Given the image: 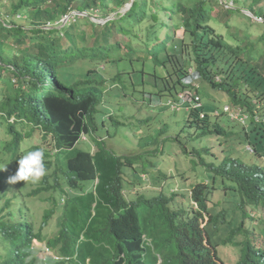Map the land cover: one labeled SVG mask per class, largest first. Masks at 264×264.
Wrapping results in <instances>:
<instances>
[{
	"label": "trees",
	"instance_id": "obj_1",
	"mask_svg": "<svg viewBox=\"0 0 264 264\" xmlns=\"http://www.w3.org/2000/svg\"><path fill=\"white\" fill-rule=\"evenodd\" d=\"M247 1L251 2L249 11L255 15V22L261 18L264 23V0ZM205 2L165 0L164 5L155 0H0V132L9 136L0 140V166L9 160L17 163L21 143L34 130L41 132L42 139L51 140L49 148H29L44 152L46 174L39 180L16 182L10 194V183H6L10 172L0 171V264H54L46 257L44 245L49 251L59 247L63 255L74 252L70 229L61 228L66 199L58 200L56 194L58 190L79 189L84 181L94 182L86 187V196L90 205L98 198L107 208L102 232L115 243L114 247L108 240L106 246H86L93 250L88 253L92 264H155V254L161 256V264H223L217 255L220 245L239 248L237 264H264V218L258 228L260 245H256L253 228L247 225L252 219L248 208L264 209V124H253L247 130L243 127L242 135L236 138L250 145L253 160L234 155L224 138L220 143L226 154L218 159L207 145L191 146L193 137L185 128L194 126L196 139L214 133L223 137L229 132L217 121L211 126L205 105L185 114L181 129L170 138L181 150L174 148L171 155L183 153L188 165L194 167L191 171L200 168L209 184L193 185L189 197L181 196V204H176L172 187L170 194L163 189L151 196L139 193L146 189L140 190L143 183L133 178L134 164L141 166L135 160L140 155L116 156L104 143L92 150L76 148L82 140H96L101 105L134 98L135 92L143 94V100L135 99L143 107L160 105L163 96L175 98L183 91L181 75L187 67L199 71L212 89L223 91L232 103L247 107L251 113H264V29L256 37H252L256 31L234 33L229 38L241 43L228 42L211 25L214 9ZM166 9L168 20L162 15ZM95 11L102 17L115 16L99 24L91 19ZM68 16L74 21L64 22ZM80 24L93 27L91 45L85 44L87 38L78 28ZM164 28L166 37L161 35ZM178 28L183 30L179 38ZM120 34L125 37L119 39ZM64 38L69 45L63 46ZM76 62L84 65L77 67ZM100 63L115 68V73L104 79L88 67ZM147 76L153 82L151 89L144 88ZM216 76H220L219 81ZM125 109L129 112L127 105ZM201 111L204 119L199 117ZM167 127L165 124L160 131ZM123 167L128 169L122 172ZM185 175L181 178L186 182L189 176ZM168 177L173 176L158 170L148 174V182L158 185ZM125 186L134 188L129 199L124 195ZM220 187L222 208L216 212L209 205L213 191ZM46 193L50 195L45 197ZM36 197L51 202L42 215L40 229L26 202ZM190 200L196 208L188 204ZM50 219L59 229L53 238L42 231ZM147 240L153 242L154 251L145 248ZM109 253L112 255L107 257ZM61 263L68 264L69 260Z\"/></svg>",
	"mask_w": 264,
	"mask_h": 264
},
{
	"label": "rangeland",
	"instance_id": "obj_2",
	"mask_svg": "<svg viewBox=\"0 0 264 264\" xmlns=\"http://www.w3.org/2000/svg\"><path fill=\"white\" fill-rule=\"evenodd\" d=\"M156 2L164 3L165 0H155ZM183 1V0H182ZM260 1V0H259ZM112 2V1H111ZM250 1L244 2V0H206L204 3L205 6L209 7L213 6L211 14L213 16V20H211V25L218 28L226 41L232 42L234 44H240L241 42H237L238 39L229 38L234 33L237 32H248L253 33L256 31L257 33L252 34V37H256L260 35V32L264 29L263 19L259 18V22H255V15L252 14L249 10L251 8ZM225 4L229 7H225ZM165 5V3H164ZM231 7V8H230ZM127 8L123 9L124 11L128 10ZM80 13V12H78ZM86 14V13H85ZM168 10L162 11V15H164V19L168 20ZM110 17L115 16V13L109 15ZM107 17H102L98 11H95L94 14L91 15V19L96 21L99 24H103L104 20ZM73 17V16H72ZM67 18L72 19L73 18ZM179 16H176L172 20H177ZM171 22V23H172ZM78 28L85 32V37L87 38V42L85 44L91 45L93 42V38L91 36L92 26L90 25H79ZM78 29V30H79ZM242 30V31H239ZM183 30L178 28L176 30V37L179 38L182 36ZM168 34L167 28L162 30V37H166ZM242 35V34H240ZM119 39H123L124 35H117ZM241 37V36H240ZM63 46L69 45V41L66 38L63 39ZM263 46V45H261ZM74 65L77 67H82L84 65L83 62H76ZM137 66V64H134ZM89 69L96 70L104 79L108 78V75H112L115 73V68H106V66L102 63L96 65L88 66ZM105 67V70L101 71ZM138 67V66H137ZM95 74L92 78H95ZM108 80V79H106ZM146 85L144 88L151 89L152 80L150 77L145 78ZM157 82V81H156ZM198 84L200 85V95L202 98L203 104L207 107V111L212 113L214 109H221L222 105L225 103H230L228 95L223 91L212 89L210 85L203 81L202 78L197 79ZM157 86H162V84L158 83ZM3 91V87H1L0 82V94ZM149 95V94H147ZM153 96V95H152ZM143 100V94L140 92H135L134 98L127 97L119 99L117 103H112L110 101L106 105H101L100 109V117L98 119V129L96 140L93 141L89 139L88 141H80L76 148L83 150H92L95 146L101 145L104 143V146L111 152H113L116 156L122 155H140L135 158L136 162H140L141 166L138 164H134L135 170L133 171V178L138 181V183H143L140 187L142 189H146L140 191L139 193H143L145 195H153L163 189L167 194H170V187L173 188L176 195V204H181V196H190V191L193 188V185L198 183L209 184V179L204 175L203 171H199L200 168H195L196 171H191L194 167L192 165H188L185 159V155L182 153L181 155L177 154L171 155L174 148L177 150H181V146L176 141H171V136H175L179 129H181V125L183 120H185V112H176L173 113L164 103L167 100V96H163L161 99V104L154 107H143L141 102H136V100ZM230 101V102H229ZM147 104V103H146ZM129 107V112L125 109V106ZM107 111V116L105 117ZM138 113V114H136ZM112 116V117H110ZM104 120V123H103ZM217 120V122L226 129V132H229L226 136H218L217 134H210L200 139H196V130L194 126L185 128V132H190L193 137L189 144L191 146L203 147L207 145L210 148L211 154H214L218 159H221L226 154L225 150L220 143L221 138L228 140L231 145V149H234L235 154L240 156L241 158H247V161L253 160L251 156V149H246L248 144H245L241 140H237L238 134L242 135L241 127L238 124L230 121L225 114H221L219 117H212V122ZM119 122V123H118ZM167 124L168 127L160 131V129ZM28 129V128H26ZM91 136V135H90ZM89 136V138H90ZM9 139V136L4 132H0V140ZM85 139V136L82 137ZM182 141L186 140L184 138ZM49 139H42L41 132L38 130H34L30 135H28L20 146L21 156L25 154V151H30L29 148L31 146H39L42 149L49 148ZM151 150L155 152H150ZM153 154V155H151ZM211 159V158H208ZM6 167L4 170L9 171V174H6L8 177L13 175L18 168V163L11 162V160L7 161ZM3 164V165H4ZM11 167V170L8 168ZM128 167H123L122 172L126 171ZM160 170L166 176H173L172 178L168 177L164 183L158 182V185H150L148 180V174L150 172H157ZM145 173V174H144ZM181 174H186L185 176H189V180H182ZM142 175H145L147 180L143 179ZM8 177L6 178V183L8 184ZM129 177H132L129 174ZM128 177V179H129ZM210 177V176H208ZM27 182V181H26ZM20 182H17L19 184ZM30 183V182H29ZM93 181H84L81 184L79 189H71L57 192L58 200L61 198L66 199V203L62 205V208L65 209V214L63 216V220L61 222V228L70 229V240L73 247L76 246L79 236L84 235L83 242L81 245L83 247L86 246H94L101 247L106 246L107 240L109 238L108 233H103V229L105 228V215L107 213V208L100 202V199L94 198L93 204H89L90 197L86 196L89 190L86 191V187H92ZM125 185L126 184L125 182ZM129 186V185H128ZM143 186V188H142ZM27 187V186H26ZM64 189L66 186L63 187ZM126 188V186H125ZM189 188V189H188ZM15 190L14 184H9L8 193L12 194ZM124 195L129 199L134 192V188L129 187L124 189ZM223 189H217V191H213L211 195V200L213 202L209 205L210 208H214L216 212L221 210L222 208V200L223 194L221 193ZM50 193H46L44 196L48 197ZM79 195H82L81 201L76 202V199ZM34 200V201H32ZM98 200V203H97ZM26 202L28 207L30 208V212H32L37 229H40V223H42V215L44 214L45 208L51 206V202H44L39 200V197L36 198H27ZM188 201L185 202L187 204ZM189 205H192L196 208V203L193 201H189ZM248 211L251 212L252 221H247V225L253 228L254 235L257 236V244L261 243L260 235H259V226L260 222L264 218V209L254 210L248 208ZM1 214V213H0ZM33 218V219H34ZM40 225V226H39ZM55 220H49L47 225L42 229L44 235L47 238H53L57 235ZM214 229H211L213 231ZM225 233V231H224ZM109 241V240H108ZM109 243L114 242L109 241ZM55 252H59V247L53 248ZM1 252V245H0ZM218 256L223 260L225 264H236L239 257V249L238 247L232 245H220L217 248Z\"/></svg>",
	"mask_w": 264,
	"mask_h": 264
},
{
	"label": "clouds",
	"instance_id": "obj_3",
	"mask_svg": "<svg viewBox=\"0 0 264 264\" xmlns=\"http://www.w3.org/2000/svg\"><path fill=\"white\" fill-rule=\"evenodd\" d=\"M190 68L194 70V74L191 75V79L195 82L196 86H192V85L184 83L183 79L187 76L188 69H190ZM181 76H182L181 82L185 86V88L183 89V91L178 93L175 98H170V97L167 98L164 105L168 106L170 108V110L173 112H184V111H182L183 109L186 110L185 114L190 113L192 111H197L199 108H201L204 105L202 102L201 95H200V89L201 88L197 82V79L202 78V76H201L199 71H197L196 69H194L192 67H187L186 73L184 75H181ZM215 80L219 81L220 76H216ZM195 90H198V91H195ZM184 93H187L188 95H192V99H194V97L196 95L199 96L200 106L194 107L193 101L183 102L179 96L181 94H184ZM161 102L162 101H160L158 103L161 104ZM225 106H228L230 108V110L238 109L239 110L238 117L237 118H231L229 111L224 110ZM208 113L210 114V116H209L210 120H212V117L217 118L221 114H225L230 121L238 124L239 126H242L241 129H243V127H244L246 130L253 124H264V113H262V114H259V112L251 113L247 107H243L241 105L234 104V103H232V101L230 103L223 104L221 109H214L212 113H210V112H208ZM199 117L201 119H204L205 113L203 111H201L199 113ZM206 117H208V116L206 115ZM214 121H217V120H214ZM214 121L212 123H214ZM246 149H251V151L253 152V150L249 144L246 146ZM17 163H18L17 170L15 171V173L13 175L8 177V183H10V184H15L16 182H19V181L35 182L46 174V168H45V163H44V152H43V150H41L39 148L32 150V151H28L26 154L20 156L17 160ZM5 167H6V164L0 166V171L4 170ZM248 221H252V219L248 220ZM205 222H206V219L202 222L201 225L203 226L205 224ZM259 235H260V241L262 242L260 232H259ZM83 237H84V235H82V233H81V235L79 236L78 241L76 243V246L73 247L71 245L72 250H75V251L72 252L70 255H63L62 253H57L54 250L49 251V249L46 248L44 245L43 248L46 252V257L49 259L50 262H53L54 264H66V263H61V261L67 260V259L69 260L68 264H92L88 253L92 252L93 250L90 248H85L81 245V243L84 241ZM257 240H258V238L256 236V245H258ZM205 242H206V240H205ZM205 244L208 245L207 243H205ZM147 245H148L147 247H145V246L144 247L149 248V250H151V251H154V249H153L154 245H153V242H151V240H147ZM146 250H148V249H146ZM109 255H112V254L109 253L107 255V257ZM155 255H156V263L155 264H161V262H162L161 256L159 254H155ZM95 257L98 258L99 260L102 258V256L100 257L98 255ZM221 262L223 264H225L222 259H221ZM94 263H96V262H94ZM236 264H237V262H236Z\"/></svg>",
	"mask_w": 264,
	"mask_h": 264
},
{
	"label": "built area",
	"instance_id": "obj_4",
	"mask_svg": "<svg viewBox=\"0 0 264 264\" xmlns=\"http://www.w3.org/2000/svg\"><path fill=\"white\" fill-rule=\"evenodd\" d=\"M194 74V70L193 69H188L187 72V76L183 79L185 84H189L192 86H196L195 82L191 79V75ZM180 99L185 102V101H193V106L194 107H199L200 106V102H199V96H195L194 99H192V95H188L187 93L181 94ZM225 111H229L230 117L231 118H237L239 115V110L235 109V110H230V108L228 106L224 107Z\"/></svg>",
	"mask_w": 264,
	"mask_h": 264
},
{
	"label": "water",
	"instance_id": "obj_5",
	"mask_svg": "<svg viewBox=\"0 0 264 264\" xmlns=\"http://www.w3.org/2000/svg\"><path fill=\"white\" fill-rule=\"evenodd\" d=\"M67 18H69V16H68V17H65L63 21L65 22ZM112 18H113V17H108V18H106V19L104 20V22H106V21H108V20H110V19H112Z\"/></svg>",
	"mask_w": 264,
	"mask_h": 264
}]
</instances>
